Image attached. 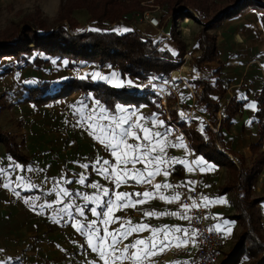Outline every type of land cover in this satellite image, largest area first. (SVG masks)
<instances>
[{
	"label": "crops",
	"instance_id": "obj_1",
	"mask_svg": "<svg viewBox=\"0 0 264 264\" xmlns=\"http://www.w3.org/2000/svg\"><path fill=\"white\" fill-rule=\"evenodd\" d=\"M53 1L57 2L58 10L62 1L51 0V2ZM261 15L262 12L256 8L247 9L244 14L230 18L219 26L221 28L219 39L223 42L227 55L238 52L239 49L240 52L249 54L243 60L237 58L238 60L233 61L235 58H232L231 63L228 64V73L224 72V78L228 80L225 85L228 90L225 102L235 96L240 101H246V104L243 111L236 116L233 126L222 131L226 149L244 154L248 162L254 157V153L251 151L252 143H259L260 148L257 152L264 154V138L257 135V128L254 124L258 111L254 96L264 88V25L261 22ZM147 28L151 27L147 26ZM246 36L251 37V40L246 38L247 47L245 41L243 42L241 39ZM219 48V56L222 59L221 47ZM227 59L226 57L225 62H222L225 66L230 60ZM119 77H121L120 74ZM119 79L124 81L122 77ZM73 95L74 93H72ZM72 96L59 99V101L71 99ZM91 97H89L90 100L88 99V105H80L77 107L78 109L76 108L83 114L80 119H85L92 109H95L96 115L99 116L100 109L103 108L106 110L104 114L109 118L119 119L131 115L132 120L135 119L136 123H141L144 126H151L152 122L158 123L160 120H164L161 115L150 118L151 108L147 106L148 110H146L143 108L146 105L135 108L120 104L116 106V111L112 112L101 103L97 105V100L93 96ZM59 101L57 100V102ZM49 105L50 103L36 107L32 103H27L14 106L17 112H21L20 116L23 120L21 124L18 123L20 124L18 129L24 139L23 153L30 159L28 164L23 166L10 154L8 155L5 146L0 144V167L9 172V176L0 177V181H2L0 183V256L14 258L11 264H103L97 254L91 252L87 246V235H80L74 227L70 226L75 223L74 220H62L56 213L46 208H33V204L38 203L36 199L38 196L41 197V202L45 200L51 202L47 195L41 196L40 189L26 193L23 188L17 187L20 183L19 180L11 179V177L23 176L25 180L30 179L32 182H36L47 177L49 181L48 185H45V189H47L52 186L53 181H58L61 177L78 181L80 174L83 173L88 177L86 184L100 183L110 189L113 187L109 181L94 172L91 167L87 170L81 167L83 164H93L100 158L111 159L114 162V158L109 156L110 150H106L96 137L90 134L86 125L78 124L72 120L68 121L64 111L62 113L57 110L53 112L52 109H49ZM1 106L0 115L4 114L1 111ZM119 109H123V111ZM133 109L134 112H132ZM144 111L147 113L145 114ZM13 115L15 116V113ZM219 115L221 117V113ZM166 117L168 119L169 114ZM4 123V125L0 123V128H5L6 125L7 128H14V121L8 122L6 119ZM98 123L106 122L101 120ZM170 128L172 129V126ZM159 130L163 131L162 128ZM167 143L169 145L166 150L167 157L170 162L174 158L177 163L169 169L171 173L169 176L165 177L161 173L153 179V184L179 185L178 188L162 189L159 194L167 196L178 191L181 193L180 201L169 204L149 197L144 203L136 204L135 207H114L113 216L109 218V232L120 229L121 225H123L122 230L129 227L134 229L137 224H147L149 229L165 227L187 229L189 233V236L186 237L187 245L176 246L175 237H184L183 232H169L168 236L172 243L166 248L157 250L145 262V264H185L193 253L188 219L181 218V216L160 215V213L177 212L185 215L182 209V198L187 191L198 189L202 203L206 204L215 218V229L226 236V249L232 248L242 226L234 218L238 213L235 205L236 192H222V188L230 181V171L226 167L216 166L207 161L202 155H195L183 132L181 134L172 129L171 134L167 137ZM174 143L177 146L171 147ZM179 161L184 163H179ZM10 164H19L24 171L12 170L9 168ZM248 166L250 165L248 164ZM136 167L140 169L143 165L138 164ZM28 168L33 169V172H28ZM129 169H131V165H129ZM260 169L253 183L252 198L262 199L258 205V211L264 233V161ZM5 184L9 186L4 187ZM66 187L69 191L80 190L87 195L96 194V190L78 183ZM17 191L20 192L19 196L14 194ZM116 191L134 194L153 191V189L151 185L137 184L129 179L127 184H122ZM129 199L135 202L141 197L132 195ZM26 201L30 202L26 203ZM78 203L83 205L84 201L79 200ZM145 212H152L154 215L145 216ZM86 216L89 220L95 219L87 211ZM79 219L84 222L83 218ZM101 227L103 228V225ZM85 233H87V229H85ZM151 237L152 232L149 230L140 233L132 232L123 243L134 242L136 238L148 240ZM159 241L160 233H157L156 243L159 244ZM105 247H107V242Z\"/></svg>",
	"mask_w": 264,
	"mask_h": 264
},
{
	"label": "trees",
	"instance_id": "obj_2",
	"mask_svg": "<svg viewBox=\"0 0 264 264\" xmlns=\"http://www.w3.org/2000/svg\"><path fill=\"white\" fill-rule=\"evenodd\" d=\"M166 11L161 20L164 29L169 20L181 21L188 17L202 26L197 43L200 55L194 61L193 67L198 74L205 64L218 61L219 45L217 38L209 32L217 25L230 18L237 17L249 8L262 12L261 22L264 25V0H155ZM144 7L140 0H65L61 3L59 17L54 26H49L43 19L40 8L26 14L20 23L12 24L0 31V59L11 57L16 62L24 63L26 67L40 70L49 65L52 59L67 60L74 68L81 63L105 65L116 69L124 80L138 79L147 83L140 90L127 86L117 89L106 82H97L87 75V79L71 77L60 82L56 90L51 89V83L40 82L35 88H25L26 96L18 105L32 103L36 107L47 105L59 99L72 96L75 91L83 94L93 93L101 104L112 112L116 106L123 104L130 107L146 105L151 108L150 118L161 115L166 125H176L189 141V146L195 155L203 156L216 166L226 167L231 174L229 183L222 192H236L235 219L242 230L235 245L224 255L220 264H264V233L258 205L262 199L252 198L253 183L260 172L264 154L258 153L259 143H252L251 151L254 157L248 162L244 154L226 149L222 131L230 129L237 115L246 104L235 96L222 105L218 98H224L228 90L225 85L228 80L219 70L215 84L205 76L188 82L196 91L197 106L201 107L204 120L182 116L181 107L169 106L165 110L161 106L162 96L151 87L152 82L164 83L183 65L186 53V43H178V56L164 50L156 37L145 34L141 29L119 33L116 27L124 23L130 26L129 17L134 12L143 13ZM84 12L89 15L87 27H82L75 13ZM91 26V27H88ZM38 51L47 58H39L30 62L28 53ZM23 68V67H21ZM168 100V99H167ZM178 100V99H177ZM258 105L255 115L257 135L264 138V88L254 96ZM221 113V117L219 114ZM169 118L167 119V115ZM15 133L0 128V144L6 148V153L23 166L30 159L23 153L24 139ZM18 137L21 142H18ZM248 164L250 166H248Z\"/></svg>",
	"mask_w": 264,
	"mask_h": 264
},
{
	"label": "snow or ice",
	"instance_id": "obj_3",
	"mask_svg": "<svg viewBox=\"0 0 264 264\" xmlns=\"http://www.w3.org/2000/svg\"><path fill=\"white\" fill-rule=\"evenodd\" d=\"M99 103L97 100L96 104L99 105ZM119 110L123 111V109ZM105 111L103 108L100 109V115L97 116L95 109H92L85 119H80L77 123L86 125L90 130V134L95 136L106 150H110L109 156L114 158V162L111 159L100 158L93 164H83L81 167L85 170L91 167L94 172L103 176L105 180L113 185L111 189L102 186L100 183L86 184L88 177L83 173L80 174L78 181L61 177L60 180L53 181L52 186L47 189H45V185L49 183L47 177H43L42 181L37 180L36 182H32L30 179L25 180L23 176L11 177V179L19 180L20 183L17 187L23 188L26 193L40 189L41 196L47 195L51 202H48V200L41 202V197L38 196L36 197L38 203L33 204V208H46L56 213L62 220H74L75 223L70 226L74 227L80 235H87V246L91 249V252L97 254L103 264H110V262L111 264H145L146 260L155 254L157 250L166 248L172 243L168 236L169 232H183L184 237H175L176 246L187 245L188 230L179 227L175 229L167 227L149 229L147 224H137L134 229L129 227L122 230L123 225H121L120 229L109 232V218L113 216L114 207H135L136 204L144 203L149 197L169 204L180 201L181 193L178 191L167 196L159 194L162 189L178 188L179 185L174 186L170 183L153 184V179L161 173L165 177L169 176L171 174L169 169L177 163L174 158L170 162L166 154L169 147L167 137L171 134L172 129L166 125L164 120H160L158 123L152 122L151 126H144L141 123L133 122L131 115L119 119L109 118L104 114ZM101 120L106 123H98ZM161 128L163 131L159 130ZM176 146L175 143L171 145V147ZM179 163L184 162L179 161ZM197 163L200 162L197 161ZM138 164L143 165V167L138 169L136 167ZM129 165H131V169H129ZM9 168L24 171L19 164H10ZM27 171L33 172V169L28 168ZM6 176H9V172L0 167V177ZM129 179L137 184L151 185L153 191L136 192L134 194L116 191L122 184H127ZM73 183L90 187L96 190V194L87 195L80 190L69 191L66 186ZM3 186L8 187L9 185L5 184ZM14 194L19 196L20 192L17 191ZM132 195L141 197V199L132 202L129 199ZM79 200H83L84 204L78 203ZM28 202L30 201H26V203ZM193 206H195V202H193ZM182 209L183 213H187L189 205L183 204ZM86 211L90 212L95 219L89 220ZM144 215L150 217L154 214L145 212ZM160 215L181 216V218L190 219V217L177 212L160 213ZM79 218H83L84 222H81ZM101 225H103V228ZM85 229H87V233H85ZM144 230L151 231L152 237L148 240L136 238L134 242L123 243L132 232L140 233ZM157 233H160L159 244L156 243ZM106 242L107 247H105ZM121 245L123 246L121 247ZM13 259L12 257L4 258L0 256V264H11Z\"/></svg>",
	"mask_w": 264,
	"mask_h": 264
},
{
	"label": "rangeland",
	"instance_id": "obj_4",
	"mask_svg": "<svg viewBox=\"0 0 264 264\" xmlns=\"http://www.w3.org/2000/svg\"><path fill=\"white\" fill-rule=\"evenodd\" d=\"M61 1L63 2L65 0ZM140 2L144 7L143 12L158 10L156 8L157 6H159L160 10L156 11L157 14L159 15L161 20L165 16L166 11H164L161 6L155 2V0H140ZM37 8H40L43 15L42 17L47 25L54 26L59 17L58 13L60 9L59 6L57 10V2L55 1L0 0V31L5 30L12 24L20 23L22 21V18L26 14L35 12ZM141 14L142 13L140 12H134V15L129 17L130 26L125 25L124 23L119 24L115 28L116 32L125 33L132 30L134 27H137L141 29L145 34L156 37L158 42H160L162 48L164 50L170 51L174 57L178 56V43H176V41H183L184 43H186L187 54L183 56V65L181 66V68H179L177 71L172 72L171 77L165 80L162 84L152 82L151 87L155 92L161 94V106H163L165 110H170L171 108L169 106H177V108L179 106L182 109L181 114L183 117L186 116L189 118L192 116L193 118L203 121L205 115L203 114L201 107L197 106L196 91L189 85L188 82L199 78V76H205L211 81L212 84H215V81L218 79V75H215L214 71L216 69H219L220 62L224 63V59L226 57L230 59L227 64L225 63L226 66L222 63L224 66L219 69L221 73L225 75L224 72L228 73V64L231 63L232 58H235L233 61H236L237 58L243 60L247 58L249 54L240 52L239 49L238 52L227 55L224 44L221 39H219L221 30V28L219 27L220 25H217L209 33L213 36H216L218 45L219 47H221L222 59H220V56H218L220 61L218 60L212 64H205L203 66L202 73L198 74L196 69L193 67V64L196 58H198L200 55V48L197 43V37L202 30V26L197 24V22H195L193 19L187 17L182 18L181 21L175 20L174 23L173 20H169L166 28H162L164 32V35H162L155 29L147 28V25L140 20ZM75 17L79 20L82 27H87V20L89 18V15L87 13H75ZM185 19H190L192 22L189 24H185ZM246 38L247 40H251V37L249 36H246L245 38L242 37L241 39L246 43ZM247 45L248 44L246 43L245 46L247 47ZM28 56V60L30 62L39 58H47L46 55L38 51L30 52L28 53ZM69 65L70 62H68L67 60H60L55 58L50 61L49 65L43 66V68L40 70H36L30 67H26L24 63L16 62L15 59L11 57L0 59V106L2 105L1 111L5 115H8L6 117L2 116L4 114L0 115V123L4 125V121L6 119H8V122L14 121L15 123L14 128H7L6 125L3 129L7 130L8 132L10 131L11 133L20 135L18 126H20L23 120L20 116L21 112H17L14 106L18 105V102L22 101L26 96L25 88H35L37 87V85H39L40 82L51 83V89L54 91L59 87V84L62 81H65L71 77L87 79V75H90L92 79L97 82H106L117 89H120V87L123 86H127L132 89L138 88L142 90L145 85H147V83H144L138 79L120 81V73L116 69H113L111 66L105 65L103 68H99L97 65H86L81 63L79 66L77 65L76 67H71L70 69ZM91 96H93V93L91 92H88V94H83L80 91H75L71 99L61 101L58 100L59 102H57L56 100L54 102H51L49 105V109H52L53 112L57 110L58 112L61 111L62 113V111H64L68 118V121L72 120L73 122H77L81 117H83V114L78 112L77 107L85 104L88 105V99ZM226 97L227 95L224 98H218L219 102L222 105L226 103ZM90 99L92 100V97ZM143 108L148 110L147 106H143ZM124 109L126 110V108ZM132 112H134V109L132 110ZM14 113L15 116L13 115ZM144 113L146 114L147 112L144 111ZM134 121L136 122L135 119L133 120V122ZM19 122L20 124H18ZM171 126L174 131L182 134L183 130L180 129L178 123H176V125H169V127ZM19 137L17 141L21 142V139ZM230 249L225 248V254L228 253Z\"/></svg>",
	"mask_w": 264,
	"mask_h": 264
},
{
	"label": "built area",
	"instance_id": "obj_5",
	"mask_svg": "<svg viewBox=\"0 0 264 264\" xmlns=\"http://www.w3.org/2000/svg\"><path fill=\"white\" fill-rule=\"evenodd\" d=\"M156 9L160 10L159 6ZM158 10L143 12L140 15V20L148 27L164 35L161 19L156 12ZM189 197L191 199H188ZM193 202H195V206H193ZM181 203L182 205H189V209L185 215L190 217L188 223L191 235L190 243L193 251L185 264H220L226 251V236L215 229V218H213L206 204L202 203L199 190L192 189L187 191Z\"/></svg>",
	"mask_w": 264,
	"mask_h": 264
},
{
	"label": "bare ground",
	"instance_id": "obj_6",
	"mask_svg": "<svg viewBox=\"0 0 264 264\" xmlns=\"http://www.w3.org/2000/svg\"><path fill=\"white\" fill-rule=\"evenodd\" d=\"M188 18V17H187ZM192 21L190 20V19H187L186 21H185V24H189V23H191Z\"/></svg>",
	"mask_w": 264,
	"mask_h": 264
}]
</instances>
